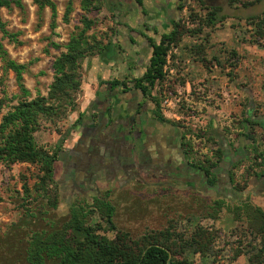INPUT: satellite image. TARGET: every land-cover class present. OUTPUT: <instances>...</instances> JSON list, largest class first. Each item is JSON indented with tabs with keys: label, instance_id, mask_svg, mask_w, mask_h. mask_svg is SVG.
Wrapping results in <instances>:
<instances>
[{
	"label": "rangeland",
	"instance_id": "obj_1",
	"mask_svg": "<svg viewBox=\"0 0 264 264\" xmlns=\"http://www.w3.org/2000/svg\"><path fill=\"white\" fill-rule=\"evenodd\" d=\"M52 1L56 4V17H53L49 5L42 6L37 0H20V4L12 3L10 7L1 9L2 20L6 23V28L16 34V39L5 35L1 30L0 39L10 56L26 66L23 82L31 92L30 99L38 95L48 96L55 77L53 62L62 52L67 51L66 45L70 38L85 27L84 17L95 21L93 17L90 18V11L84 9L83 0ZM68 8L71 9L67 14ZM252 8L255 12H262L264 1ZM207 13V9L201 7L196 0H190L183 15L187 31L169 50L170 62L166 59L169 67L164 70L165 79L153 88L163 115L181 128L192 157L201 164L207 162L208 157L217 159L215 152L218 141L216 135H209L211 118L201 109V86L195 83L192 89L187 87V82L196 81L197 77H192L186 69L193 59L200 60L206 66L214 60L221 69L234 66L232 56L228 59L215 56L207 61L201 57L200 49L196 53L191 52L193 38L219 27L205 24L203 20ZM217 17L224 18L225 15L220 12ZM96 25V22L93 23L86 33L90 37L102 39V31L96 29ZM256 40L264 43V39L257 36ZM85 59L86 57L81 63L82 76ZM234 73L233 68L226 72L230 81L234 79ZM219 90L222 91V88ZM20 93L15 72L6 70L0 58V98L6 95L10 98ZM81 93V90L76 93L65 116L54 124L49 122L48 128L36 132L39 144L55 150L57 143L67 137L65 135L74 125L75 115L79 111ZM224 97L227 96L221 92L220 98ZM15 103L17 100L10 102L11 105ZM8 110L9 106L5 105L0 113V121ZM234 123L238 121L235 119ZM228 129L229 133L233 132L230 127ZM263 145L260 142L256 146V156L261 153L264 158V152H261L264 151L261 150ZM124 151V148L119 149L120 154H116L113 163L105 168L98 158H92L85 167L86 171H82L83 176L80 173L78 176L74 174L77 166L71 163L73 161L68 162L66 157L64 160L60 157L54 172L55 181L49 185L47 191L37 186L39 168L36 165L24 162L7 167L0 161V264H36L38 259L44 264H61L62 257L53 253L51 239L65 232L64 236H57L56 239L62 237L73 242L71 225L76 211L83 225L99 228L96 231L98 236L110 240L115 239L119 233H127L130 238L138 239L146 233L169 226L178 235L186 236L198 226L217 229L218 237L207 255L187 251L186 255L194 264H230L237 249L252 251V247L259 244L260 237L251 231L249 219L246 214L243 215L246 213L244 207L235 204L233 199L226 214H232L234 223L226 222L225 226L217 227L215 223L223 213L217 205H210V210L207 211L206 203L200 197H191L192 193L176 190L173 184L166 183V177L162 173H153V168L149 165L146 166L147 171L141 172L134 164L135 169L139 170L138 176L123 175L121 180L111 177L115 180L113 182H108V179L101 180L104 177L102 174L107 171L126 169ZM91 155H95L94 150ZM256 163L260 162L255 161ZM253 168L254 164H250L246 173H250ZM231 173L242 180L247 177V174H238L235 169ZM66 174L74 181H65ZM124 178L128 181L123 182ZM241 186L242 184L240 188ZM108 205L112 207L113 225L106 218ZM218 206H221L220 202ZM224 227L229 228L225 230ZM240 261L239 264L242 263ZM243 263L249 264L248 261Z\"/></svg>",
	"mask_w": 264,
	"mask_h": 264
},
{
	"label": "crops",
	"instance_id": "obj_2",
	"mask_svg": "<svg viewBox=\"0 0 264 264\" xmlns=\"http://www.w3.org/2000/svg\"><path fill=\"white\" fill-rule=\"evenodd\" d=\"M186 1L142 0L141 3L137 0L93 1L96 8L90 11V18L93 17L97 23L96 29L102 31L104 47L98 53L86 57L83 62L82 93L75 121L79 116L80 119L70 128L66 143L63 142L60 152L62 160L65 157L68 162L71 158L84 159L88 146L93 145L96 146L95 155L93 157L90 155V161L96 157L104 168L113 163L108 148L107 134L110 131L107 129L106 120L100 123L98 119L100 108L97 105L104 104L106 109L109 101L114 100L110 99L111 95H117L116 101L121 103L128 101L130 95L120 94L123 86L112 89L110 81L124 80L129 89L133 88V80L141 77L150 63L151 40L158 43L163 34L174 29L175 24L184 15L188 3L183 8L181 6ZM259 3L243 6L240 1L233 5H230L228 0L223 1L222 12L225 17L218 19L216 25L219 27L192 39V53L200 49L201 57L207 61L215 56H219V59H228L232 56L234 66L221 69L214 60L212 64L206 66L200 60L193 59L186 69L192 77H197L196 81L189 80L187 87L192 89L195 83L201 86V109L211 118L209 135L214 137L216 135L218 147L223 150L227 161L221 162L217 167L216 178L229 187L221 193H205L197 190V184L192 180L180 181L173 186L176 190L192 193L191 197H200L205 201L207 211L210 210V205L214 206L220 202L221 206L218 209H221L223 215L221 214L215 223L217 227L225 226L226 222L234 223L232 214H226L232 199L239 206L249 203L264 210V158L260 156L257 159L254 152L258 143L264 144V43L257 42L254 24L249 20L264 11L259 13L252 8ZM231 68L235 73L234 79L230 81L226 72ZM219 88H222V91ZM221 92L227 97L220 98ZM140 99L142 102L148 100ZM97 100H100L99 104ZM145 104L151 111L153 104L148 101ZM235 119L238 123L233 124ZM228 127L232 133H229ZM250 132L256 142L247 138ZM261 150H264V145ZM231 160H234L233 163L228 164ZM255 161L260 163L255 164ZM87 164L88 162L80 165L81 176L84 175L82 171H86ZM250 164H254V168L250 173H246ZM124 166L125 170L113 169L104 175L101 172L104 177L100 179L113 182L115 180L111 177H118L117 180H121L123 175L128 177L139 175L137 168L132 170L131 166ZM232 169L238 170V174H247L245 178L247 186L243 190L239 188L244 183V178L242 180L233 176L231 181L228 177ZM122 181L128 180L124 178ZM229 227L224 229L227 230ZM239 260L242 262L240 264H245L244 261L250 264L249 254L246 252L233 257L230 264H239Z\"/></svg>",
	"mask_w": 264,
	"mask_h": 264
},
{
	"label": "trees",
	"instance_id": "obj_3",
	"mask_svg": "<svg viewBox=\"0 0 264 264\" xmlns=\"http://www.w3.org/2000/svg\"><path fill=\"white\" fill-rule=\"evenodd\" d=\"M42 6L49 5L53 11V17H56V4L52 0H37ZM94 0H83V7L86 11L96 8L93 5ZM141 3L142 0H137ZM199 5L207 9L206 19L203 21L207 26L216 25L217 15L223 10V1L225 0H196ZM241 2L243 6L255 4L262 0L247 2L244 0H228L232 5L235 2ZM190 0H187L183 8ZM12 3L20 4V0H0V30L12 39H16V34L6 28V23L2 20L1 9L10 7ZM187 4V5H188ZM71 8L67 9V14ZM249 20L255 24L256 36L264 39V11ZM85 27L79 33L73 35L66 45L67 51L62 52L53 62L55 72L54 81L51 84L48 96L38 95L30 99V90L25 86L24 70L26 66L13 59L0 39V58L3 61L6 70L15 72L21 93L8 97L0 98V113L5 105L9 110L3 114L0 121V161L7 167L16 163H31L39 168L37 175V186L43 190H49L50 184L54 183V172L56 163L59 160L60 152L63 148L64 137L57 143L55 150H50L39 144L36 140V132L48 128V123H56L66 115L68 105L73 101L76 93L81 90L83 76L81 72L82 60L88 55L98 53L104 46L103 38L97 39L96 36H88L89 30L95 21L84 17ZM54 26V23H53ZM185 21L182 17L172 31L163 34L160 41L151 40L152 55L150 63L141 77L133 80V88L139 89L145 95L153 94V88L159 81L165 79L164 65L166 57L171 47L177 44L181 37L186 33ZM91 38L92 40H90ZM111 88L120 86L127 87L124 80L114 79L110 81ZM129 88V87H127ZM152 96V95H151ZM155 100L156 110L160 118L166 122L176 125L172 120L166 118L160 106L157 97ZM12 100L17 103L10 104ZM79 118L75 121L78 122ZM67 133L65 136H68ZM210 138V137H209ZM247 138L254 140V136L247 134ZM256 142V141H255ZM217 159L208 157L204 171L208 175H214V169L223 157V151L220 147L216 149ZM262 156L261 153L257 157ZM247 186V180L244 181L240 190ZM217 208L218 203H216ZM221 205V203H220ZM245 214L249 219L251 231L258 234L259 244L252 247V251L237 249L235 257L246 252L249 254L250 264L264 263V210L260 207L245 203L243 206ZM109 212L106 218L113 225L112 207L108 205ZM77 212V211H76ZM71 225L73 229V242L57 236H64L65 232L54 236L51 248L53 253L62 257L61 264H194V261L186 255L187 251L200 253L205 256L212 249L214 242L218 237L217 229L213 227L198 226L189 235H178L172 227L151 231L138 239H132L127 233H119L113 240L98 236L96 231L99 229L93 225L82 224L77 213ZM36 264H44L41 259Z\"/></svg>",
	"mask_w": 264,
	"mask_h": 264
},
{
	"label": "flooded vegetation",
	"instance_id": "obj_4",
	"mask_svg": "<svg viewBox=\"0 0 264 264\" xmlns=\"http://www.w3.org/2000/svg\"><path fill=\"white\" fill-rule=\"evenodd\" d=\"M127 87H121L120 94L130 95L128 101L121 103L116 101L118 100L117 95H111L110 99L113 98L114 100L109 101L106 109L104 104L97 105L100 108L98 119L100 123L106 120L107 129L110 131L107 137L109 139V154L112 160L120 154L119 149L124 148L125 154L123 158L126 159L125 165L131 166L130 168L134 170L135 164L141 172L147 171L146 166L149 165L153 168V173H162L166 177V183L175 185L180 181L192 180L197 184L196 189L205 193H221L223 192L222 190L229 187L224 185L223 182H219L216 178L217 167L220 166L221 162H227L224 155L214 169L215 174L208 175L204 171L206 163H197L192 157L181 128L178 125L162 120L155 113L156 103L152 99L154 94L151 93L152 96L145 95L139 89H129ZM140 98L148 100L142 102ZM99 101L97 100L96 102L99 104ZM147 101L153 104L151 111L146 108L147 104L145 103ZM165 147L167 149H164ZM95 149L96 146L89 145L84 159L75 160L71 158L73 162H70L77 166L74 169V174L78 176L80 165L89 162L91 152ZM135 153L136 156L134 157ZM233 161L231 160L228 164L233 163ZM67 175L64 180L73 182L74 180L69 175L67 177ZM228 177L232 181L233 175L231 172ZM231 184L236 189L233 182Z\"/></svg>",
	"mask_w": 264,
	"mask_h": 264
},
{
	"label": "built area",
	"instance_id": "obj_5",
	"mask_svg": "<svg viewBox=\"0 0 264 264\" xmlns=\"http://www.w3.org/2000/svg\"><path fill=\"white\" fill-rule=\"evenodd\" d=\"M166 59H167V62L169 63V62H170V54L167 55ZM168 67H169V66H168V64L166 63V64L164 65V70H167ZM170 71L173 72V69H170Z\"/></svg>",
	"mask_w": 264,
	"mask_h": 264
}]
</instances>
